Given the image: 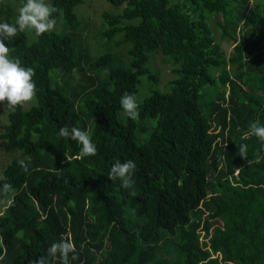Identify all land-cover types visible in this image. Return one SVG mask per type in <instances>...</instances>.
I'll use <instances>...</instances> for the list:
<instances>
[{
  "label": "trees",
  "instance_id": "trees-1",
  "mask_svg": "<svg viewBox=\"0 0 264 264\" xmlns=\"http://www.w3.org/2000/svg\"><path fill=\"white\" fill-rule=\"evenodd\" d=\"M49 1L68 31L26 29L9 52L34 69L37 103L3 106L0 150L13 157L0 185L13 190L0 195V264H60L47 248L66 239L69 264H264V140L249 131L264 126V0H107L119 11L102 13L101 35L129 46L118 67L112 53H77L84 0ZM151 54L173 69L166 92ZM143 77L139 117L121 118L120 97ZM73 126L94 156L59 135ZM118 159L137 165L135 196L107 177Z\"/></svg>",
  "mask_w": 264,
  "mask_h": 264
},
{
  "label": "clouds",
  "instance_id": "clouds-1",
  "mask_svg": "<svg viewBox=\"0 0 264 264\" xmlns=\"http://www.w3.org/2000/svg\"><path fill=\"white\" fill-rule=\"evenodd\" d=\"M56 9L49 3V0H21L14 22H6L0 18V106L15 108L30 101L36 93V83L33 79L34 69L24 66L18 58L9 54L10 48L5 40H12L18 37V33H23L26 29L40 36L54 29L56 19L52 15ZM120 107L124 114L130 119L139 117L138 102L132 93H125L120 97ZM250 133L260 140H264V126H259V122H254L250 128ZM61 137H67L76 142L79 146V157L94 156L97 147L92 141V137L87 130L79 127H61L59 129ZM247 146L240 145L239 152L245 154ZM22 168H27L26 163L21 160ZM137 165L134 160H116L108 173L111 181L119 180L120 186L128 190L132 196L136 195L135 181L133 179ZM13 187L10 183L0 185V195L10 193ZM71 259H76L75 246L71 239L52 242L47 248V254L51 257L59 258L60 264H69V254ZM34 264H44V258H38Z\"/></svg>",
  "mask_w": 264,
  "mask_h": 264
},
{
  "label": "rangeland",
  "instance_id": "rangeland-1",
  "mask_svg": "<svg viewBox=\"0 0 264 264\" xmlns=\"http://www.w3.org/2000/svg\"><path fill=\"white\" fill-rule=\"evenodd\" d=\"M51 4V1H49ZM105 11L118 12L119 10L113 8L107 0H84L83 4L76 8V13L81 20V26L75 31L79 39L76 42V51L79 53L80 47L87 48L91 56L94 58L103 55L105 53H112L115 57L112 67H118L130 62L127 51L129 49L128 45H123L116 47V43L119 40L115 38L114 42L109 43L101 34L103 31L102 25V13ZM14 10H13V0H3L0 5V18H3L6 22H13ZM211 25H213L212 19L210 18ZM214 26V25H213ZM58 33H66L68 31L64 24L63 19L55 24L54 29L51 30ZM216 37L218 41L223 45L228 58H233V53L236 49V45L228 41H222L219 32L216 30ZM7 46L10 50L12 48V40H5ZM10 52V51H9ZM125 62V63H122ZM149 67L152 71H155L159 75L160 82L154 88L161 91H168V84L174 79L173 69L166 62L165 57L160 54H151ZM238 67L236 63L229 64V70L234 72ZM106 75H104L105 77ZM151 93L150 83L146 77L142 78V83L140 85L139 94L136 96L138 105L143 102L144 98ZM36 99L33 97L30 101L25 103V109H29L31 106L35 105ZM124 112L121 113V118ZM6 112L3 106H0V131L2 125L5 124ZM12 155H7L0 150V176L1 169L4 165L8 164L12 159ZM7 200L0 199V214L4 211ZM172 243H169V248ZM131 264V263H130Z\"/></svg>",
  "mask_w": 264,
  "mask_h": 264
}]
</instances>
